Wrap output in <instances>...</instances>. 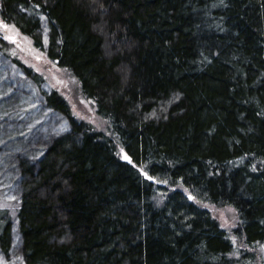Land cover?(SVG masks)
<instances>
[{
	"label": "trees",
	"instance_id": "obj_1",
	"mask_svg": "<svg viewBox=\"0 0 264 264\" xmlns=\"http://www.w3.org/2000/svg\"><path fill=\"white\" fill-rule=\"evenodd\" d=\"M0 21L68 70L111 132L77 121L57 91L43 97L69 130L8 163L18 240L0 208L5 257L236 264L233 240L200 205L234 209L233 237L264 249V0H0ZM21 139L6 142L25 149Z\"/></svg>",
	"mask_w": 264,
	"mask_h": 264
},
{
	"label": "rangeland",
	"instance_id": "obj_2",
	"mask_svg": "<svg viewBox=\"0 0 264 264\" xmlns=\"http://www.w3.org/2000/svg\"><path fill=\"white\" fill-rule=\"evenodd\" d=\"M5 35L16 36V43L4 39ZM38 35L42 47L45 46L48 29L44 22H42ZM0 41L2 45V52L0 51V125L2 122L11 125L6 128L7 130L0 133V208H8L13 214L12 208L15 207L18 198L15 187L17 180L16 174L8 169L10 167L8 163L12 161V157L18 150L31 148L30 155L37 156L38 153H35L36 149L34 150L33 146H39L38 143L42 140L46 142L47 135L55 136L69 130L68 123L58 113L45 105L43 97L47 93L57 91L69 103L75 119L84 122L91 130L105 136H111V132L109 131V122L97 117L94 102L83 98L74 77L68 70L66 71L56 63L54 64L44 50L36 48L21 33L17 34V30L13 27L6 30L0 26ZM15 60L20 63L21 67L15 65ZM23 66L31 73H27ZM33 74L39 77L38 83L32 78ZM12 103L13 106L10 108L8 104ZM6 112L13 114L11 119L6 117ZM6 119L9 120L5 121ZM8 129L11 130L8 131ZM13 135L20 136L22 141H27L28 144L25 146L28 147L19 149L20 143L18 141L6 142L7 137ZM117 153L121 160L127 161L123 158L125 153L118 144ZM159 197L160 199L164 198L161 194ZM200 206L210 212L212 217L218 221L220 228L225 229L230 239L233 240L234 234L232 235V233L238 223V216H236L234 209L211 205ZM0 216L4 217V215ZM10 226L13 237L12 243H15L18 237L15 235L14 214ZM234 246L236 264H261L262 259H264V249L261 247L256 249L244 247V244L238 239H236ZM245 252L253 255L252 260L250 258L242 259L241 253ZM20 260L16 254L5 257L0 250V264H21Z\"/></svg>",
	"mask_w": 264,
	"mask_h": 264
},
{
	"label": "snow or ice",
	"instance_id": "obj_3",
	"mask_svg": "<svg viewBox=\"0 0 264 264\" xmlns=\"http://www.w3.org/2000/svg\"><path fill=\"white\" fill-rule=\"evenodd\" d=\"M223 2V0H222ZM36 7L38 8L39 5H36ZM43 19V17H41ZM0 26H2L4 29H8L9 27H15L14 25L13 26H9L5 23H3V21H0ZM17 34H18V30H17ZM4 39L6 40H9L10 42L12 43H16V36L14 35H5L4 36ZM125 160H127L129 163H132V160L131 158L128 156V155H124L123 157ZM135 166V165H134ZM140 171L142 172V174L145 176V178L149 181H153V182H156V183H167V181H164V180H158L156 177L150 175L147 171H145L143 168L140 169ZM13 199H15V197H13ZM189 199H195V197L189 195ZM233 243L235 244L236 243V238L233 237Z\"/></svg>",
	"mask_w": 264,
	"mask_h": 264
}]
</instances>
